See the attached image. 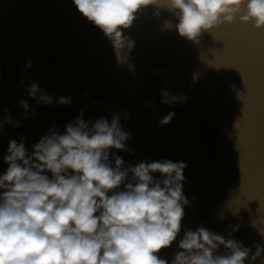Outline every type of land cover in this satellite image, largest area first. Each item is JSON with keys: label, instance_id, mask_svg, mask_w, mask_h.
<instances>
[{"label": "clouds", "instance_id": "obj_1", "mask_svg": "<svg viewBox=\"0 0 264 264\" xmlns=\"http://www.w3.org/2000/svg\"><path fill=\"white\" fill-rule=\"evenodd\" d=\"M72 2L116 51L130 52L135 47L124 30L148 6H153L157 17L161 8L173 13L178 35L195 45L203 32L233 23L242 11L241 23L264 28V0ZM164 27L173 25L165 21ZM23 67L30 70L33 61L27 60ZM20 83H25L23 78ZM26 88L28 99L19 101L24 119L38 115L29 100L36 105L53 104L54 96L37 81ZM161 97L164 104L180 102L175 96L169 98L167 90L161 91ZM71 102V96L56 99L58 105ZM3 113L0 133L6 125L20 127L9 108ZM122 116L127 120L130 113L122 110L112 113L110 120L105 116L85 120L81 109L63 133L55 126L49 128L31 151L26 147L27 137L9 139L3 157L8 167L0 175V264H169L158 253L169 248L181 232L184 209L190 203L183 191L188 163L143 160L125 167L116 152L132 154L133 148L126 143L132 135L123 130ZM174 116L170 112L160 118L159 126L170 124ZM221 245L227 254L216 255ZM178 246L181 251L171 264H244L251 251L204 227L186 230ZM255 247L250 264L264 254V245Z\"/></svg>", "mask_w": 264, "mask_h": 264}]
</instances>
